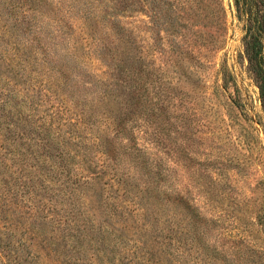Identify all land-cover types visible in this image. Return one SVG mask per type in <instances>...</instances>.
<instances>
[{
  "label": "trees",
  "instance_id": "obj_1",
  "mask_svg": "<svg viewBox=\"0 0 264 264\" xmlns=\"http://www.w3.org/2000/svg\"><path fill=\"white\" fill-rule=\"evenodd\" d=\"M42 2L18 0L15 6L26 5L34 14L56 20L38 7ZM173 2L169 10L167 0H69L62 18L76 12L83 14L80 29L88 31L91 26L85 53L94 55L104 67H96L88 75L81 73L72 81L70 86L79 97L69 102L74 107L81 106L78 111L67 114L68 109L59 105L65 97L53 109L48 107L37 124L32 119L34 114L12 110L11 188L0 189V264H113L115 257L108 255L106 249L128 240L134 243L131 254L139 249L141 256L120 255L116 258L119 264H133L137 260L146 264L217 263L218 252L204 253L200 248L199 223L205 235L210 228L208 219L188 198L161 190L158 176L166 181L164 174L154 170L151 158L133 139V131L128 127L129 121L138 115L166 113L171 95L158 73L144 71L148 65L143 63L142 48L137 51L134 47L137 42L129 38L130 31L121 25V15L147 11L152 27L160 25L170 36L167 41L171 49L160 52L174 65L185 58L181 54L189 53L190 45L198 42L208 50L217 48L221 35L226 33L223 0ZM229 5L242 27L243 57L258 89L263 114L247 120L252 132H257L258 125L264 133V0H230ZM63 19L57 20L54 29L58 35H63ZM195 24L213 31L204 37L189 28ZM38 29L43 28L39 25ZM198 38L203 39L197 41ZM55 55L50 53L48 60L56 61ZM221 74L225 94L234 79L227 65H222ZM228 98L229 106L240 105L233 96ZM27 99L23 94L22 100L30 112L44 104L29 105ZM23 137L33 144L25 143ZM126 167H131L132 173ZM258 183L263 185L262 181ZM260 185L256 188L261 189ZM41 189L42 202L37 203L34 198ZM260 193L261 201L252 199L253 223L264 232L263 186ZM178 205L180 209L174 210ZM175 216L182 218L178 220L181 225H171ZM193 228L199 239L190 235ZM239 235L240 240L242 234ZM147 236L149 245L147 239H142ZM147 250H157V255ZM238 252L240 255H222L230 263L227 258L220 264H232L235 257L237 264H264V247L256 245ZM165 254L171 258L167 260Z\"/></svg>",
  "mask_w": 264,
  "mask_h": 264
},
{
  "label": "rangeland",
  "instance_id": "obj_2",
  "mask_svg": "<svg viewBox=\"0 0 264 264\" xmlns=\"http://www.w3.org/2000/svg\"><path fill=\"white\" fill-rule=\"evenodd\" d=\"M17 2L0 0V189L11 188L12 110L16 108L34 114L32 119L37 124L41 123L42 113L48 107L53 109L61 97H65L59 105L68 109L67 114L78 111L81 106L74 107L75 104L71 103L75 101L71 98L79 97L76 89L70 86L72 81L81 73L88 75L94 73L96 67H104L94 55L85 53V42L91 33V26H88V31L80 29L83 14L76 12L69 18H62L69 0H43L38 6L56 20L34 14L26 5L15 6ZM168 2L170 10V3L174 2ZM229 3L230 0H223L226 33L221 35L220 46L208 50L198 42L192 44L189 53L182 52L181 57L185 58L177 65L172 60H165V53L163 55L160 52L162 49H171L167 41L170 36L163 31L162 26L152 27L147 11L120 16L121 25L130 31L129 38L137 42L134 47H137V51L142 48L143 63L148 65L144 71L154 70L158 73L160 81L165 82L172 96L166 113L159 116L138 115L137 120L133 118L129 121L128 127L133 131V139L151 158L154 170L164 174L166 181L158 176L161 190L182 196L183 199L188 198L203 218L208 219L210 228L205 235L199 223V231H202L200 248L204 253L218 252L216 264L228 258H222L226 253L240 255L238 251H248L251 246L264 247V232H260L253 223L252 202L253 198L261 201L260 191L262 186L264 188V133L258 125L257 132H252L247 120L255 115L263 117V114L258 89L243 57L242 27ZM58 19L66 21V24L60 23L63 35L54 33ZM39 25L42 30H36ZM97 28L101 31V27ZM189 28L204 37L213 31L200 24ZM202 39L198 38L197 41ZM182 48L180 50L183 51ZM50 53L56 54L53 57H56V61L48 60ZM133 60L136 61L135 58ZM54 63H57L56 66ZM222 65H227L234 79L225 91L228 96L221 86ZM43 92L47 94L43 95ZM23 94L28 96L29 105L38 102L44 103L43 106L30 112L22 100ZM232 96L240 103L239 106L228 105V97ZM22 140L32 143L28 137ZM126 168L132 173L131 167ZM258 184L261 189L256 188ZM38 193L34 199L41 203L43 189L38 190ZM175 209L179 210V205ZM181 219L173 217L171 225H181L178 221ZM36 223H39L37 219ZM195 230L193 228L190 235L199 239ZM239 234H242L240 240ZM142 239H147L150 244L148 236ZM128 241L106 249L108 255L115 257L113 264H119L116 258L120 255L130 258L135 254L136 258L141 256L142 251L139 249L131 254L130 248L134 243L133 240ZM147 252L157 255V250ZM166 258L168 260L171 257ZM237 261L235 257L232 264H237ZM133 264L146 263L137 260Z\"/></svg>",
  "mask_w": 264,
  "mask_h": 264
}]
</instances>
